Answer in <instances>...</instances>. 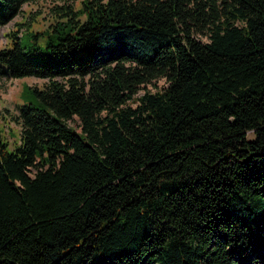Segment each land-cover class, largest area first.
Wrapping results in <instances>:
<instances>
[{
	"label": "trees",
	"instance_id": "16d2710c",
	"mask_svg": "<svg viewBox=\"0 0 264 264\" xmlns=\"http://www.w3.org/2000/svg\"><path fill=\"white\" fill-rule=\"evenodd\" d=\"M53 9L0 47L1 73L47 79L14 150L0 132V264H264V0Z\"/></svg>",
	"mask_w": 264,
	"mask_h": 264
},
{
	"label": "rangeland",
	"instance_id": "374dc122",
	"mask_svg": "<svg viewBox=\"0 0 264 264\" xmlns=\"http://www.w3.org/2000/svg\"><path fill=\"white\" fill-rule=\"evenodd\" d=\"M80 0H31L25 3L19 14L8 24L0 26V47L8 45L9 40L4 35L10 31L19 29L22 31L25 25L33 30H48L53 32L56 28L54 24L57 20L67 19L68 16L59 17L55 14L53 7L55 6H76ZM81 18H85L81 15ZM24 22V25L18 23ZM47 33V34H48ZM46 35H40L37 40L32 39L26 41V46L43 47ZM38 44V45H37ZM47 79L38 77L11 78L10 76L0 72V132L4 135V140L8 142V150H14L17 143L20 142L21 126L17 123L15 117L18 115L17 104L22 103L20 93L25 83L42 86ZM167 85L164 79L154 80L149 84H145L138 92V96L145 92H155ZM133 106H137L138 102L131 101ZM73 127L79 126V121L75 119L70 121ZM248 137L253 138V133L248 132Z\"/></svg>",
	"mask_w": 264,
	"mask_h": 264
}]
</instances>
